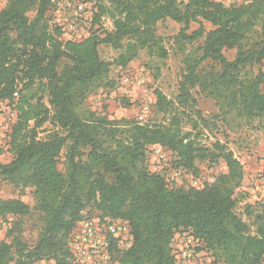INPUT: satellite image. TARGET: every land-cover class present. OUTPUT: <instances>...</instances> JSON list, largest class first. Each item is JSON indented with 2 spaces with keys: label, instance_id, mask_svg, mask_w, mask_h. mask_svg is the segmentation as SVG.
Here are the masks:
<instances>
[{
  "label": "trees",
  "instance_id": "1",
  "mask_svg": "<svg viewBox=\"0 0 264 264\" xmlns=\"http://www.w3.org/2000/svg\"><path fill=\"white\" fill-rule=\"evenodd\" d=\"M53 5L52 0H7L0 10V99L16 112L12 159L0 162V178L30 189L34 199L31 206L20 198H0V220L16 219L7 232L9 241L0 240V264L43 259L74 264L69 239L79 221L93 216L89 210L130 224V248L120 252L110 240L112 252H119L113 264H176L173 242L184 233L198 240V252H211L215 263L263 264L264 204L247 205L254 217L251 231L235 211L243 164L222 142L206 146L198 138L202 130L217 128L216 119L234 127L259 120L264 127V0L231 5L93 0V24L109 17L113 28L80 42L63 37L52 23ZM165 19L185 25L175 37L181 50L197 43L183 55L176 98L157 92L156 107L168 115L167 122L112 120L86 108L89 95L114 84L113 65L126 67L143 49L167 56L156 31ZM192 22L200 26L187 33ZM101 44L117 51L113 61L101 57ZM226 48L236 49L233 60L225 56ZM195 93L216 102V119L196 107ZM46 124L52 130L41 138ZM151 145L166 147L173 166L193 176L199 175V163L223 160L227 171L202 189L170 187L163 173L148 168ZM64 148L66 173L59 169ZM33 215L40 232L29 244L23 220Z\"/></svg>",
  "mask_w": 264,
  "mask_h": 264
},
{
  "label": "rangeland",
  "instance_id": "2",
  "mask_svg": "<svg viewBox=\"0 0 264 264\" xmlns=\"http://www.w3.org/2000/svg\"><path fill=\"white\" fill-rule=\"evenodd\" d=\"M88 3L87 10L93 7V0H84ZM225 5L227 4L226 0ZM250 0H247V2ZM7 0H0V10L6 5ZM241 4V3H239ZM52 14V13H50ZM53 20V18H51ZM85 32L82 36L70 38L68 35H63L68 40L82 41L94 32L105 36L106 31L113 28L112 21L109 17H104L100 24H93V10L89 20L86 22ZM206 30L212 29V25L208 22H203ZM200 26L199 22H192L187 30L190 33ZM185 27L184 24L175 22L171 19L159 21L156 25L157 34L162 37V45L167 51V56L162 57L153 54L147 49L140 51L139 56L132 60L126 67L113 65L110 76L114 84L108 87H103L89 95L86 99L85 107L90 111L96 112L99 115L107 116L109 119H126L138 121L142 124H154L167 122L168 115L157 110V92L161 91L169 99H175L178 94L179 81L181 79V71L183 68V55L191 50L197 43L193 45L186 44L185 50H181L175 41V37L180 30ZM99 53L105 60L113 61L117 55V51L110 45L101 44ZM225 56L229 60L236 57V49L226 48ZM64 63V62H63ZM63 65V64H62ZM257 69H255L256 71ZM197 101L196 107L208 119H216L219 115V108L216 102L210 97L195 93ZM129 104H128V103ZM13 106L9 104V109L0 111V162L8 163L12 159L10 152V134L15 119L10 115L9 110ZM217 128L209 131L202 130V134L198 140L206 146H210L215 141L222 142L227 150L234 153L244 166L245 177L242 186L236 192L238 200L235 211L245 221L251 225V231L255 230L253 224L254 217L249 215L248 211L252 209L247 207L248 204L256 207L258 204H264V198L258 200L255 198V186L260 181V174L264 170V127L259 120L252 124L241 125L234 127L235 124L228 126L220 119H216ZM186 130H190L191 125L186 124ZM52 130L50 124H46L40 133V137L44 138ZM156 145L149 146L148 150V168L152 172L156 166V160L151 150ZM67 149L64 148L59 157V169L66 173ZM168 158L173 161V154L167 151ZM85 158V156H84ZM199 175L192 176L201 182V188L213 182L221 172H226L227 167L223 160L216 164L209 163L198 164ZM184 187H192L191 183L185 181ZM0 198H20L29 205H34L33 195L30 189H20L13 187L9 182L0 178ZM93 216H98L97 210H89ZM15 217L9 216L7 219L0 220V240L9 241L7 236L8 229L15 222ZM40 221L37 216L33 215L26 217L23 220V236L24 240L33 244L36 242L40 232ZM187 234V233H184ZM183 235V234H182ZM175 242V241H174ZM174 244V243H173ZM214 256L206 250L199 252L197 264H223L222 262L215 263ZM264 264V263H263Z\"/></svg>",
  "mask_w": 264,
  "mask_h": 264
},
{
  "label": "built area",
  "instance_id": "3",
  "mask_svg": "<svg viewBox=\"0 0 264 264\" xmlns=\"http://www.w3.org/2000/svg\"><path fill=\"white\" fill-rule=\"evenodd\" d=\"M53 8L50 16L53 18L52 23L58 25L63 35L70 38H78L85 32V26L90 18L94 17V7L87 10L86 1L84 0H52ZM223 2L224 0H216ZM227 4H239L247 0H226ZM17 96V93H15ZM9 101L0 99V111L8 110ZM10 115L15 119L16 112L11 108ZM153 151L156 166L152 172L163 173L170 187L183 184L185 181L191 183L193 188L202 189L201 182L193 177L190 172L177 169L173 162L168 158L166 147L156 145L151 149ZM260 181L255 186V193L258 200L264 198V170L260 174ZM114 239L120 252L130 248L133 244V236L128 221L122 219H112L108 217L92 216L85 217L78 222L73 230L69 247L72 253V262L74 264H113L117 262L118 253L112 252L110 240ZM173 242V253L176 257V264H197V251L200 245L198 240L191 235L177 234ZM33 264H56L53 260H38Z\"/></svg>",
  "mask_w": 264,
  "mask_h": 264
}]
</instances>
